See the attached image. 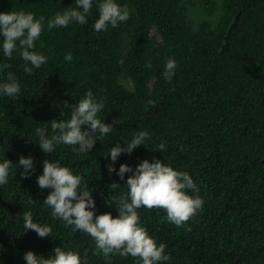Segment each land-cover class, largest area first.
<instances>
[{"label":"trees","instance_id":"trees-1","mask_svg":"<svg viewBox=\"0 0 264 264\" xmlns=\"http://www.w3.org/2000/svg\"><path fill=\"white\" fill-rule=\"evenodd\" d=\"M100 2L93 0L85 25L49 30L47 20L74 7L75 0H0V13L23 10L45 18L34 50L48 57L29 75L19 51L11 59L3 55L0 35V66H11L0 70V83L12 72L21 86L15 99L0 95V162L33 159L27 178L13 166L8 183L0 185V264H26L28 251L47 258L56 247L78 252L82 261L86 252L87 264H142L138 257L113 255L109 262L94 255L87 233L73 232L42 204L51 189H40L37 177L44 160L59 161L93 189L94 215L116 218L115 205L106 201L127 195L125 183L132 175L125 173L121 180L120 165L135 170L153 158L187 172L204 200L180 227L168 222L163 209L137 210L140 225L157 245H166L169 260L159 264H264V0H222L215 22L210 21L213 0H115L130 10L129 19L96 32ZM198 3L205 14L195 22L189 9ZM68 52L71 62L64 59ZM169 59L177 64L170 80L162 76ZM122 78L131 89L120 83ZM87 91L103 101L98 117L112 124L111 133H97L89 153L70 145L42 152L36 128L69 119L67 105L75 106ZM139 131L150 138L122 153L109 173V149L118 143L124 147ZM113 182L120 186L112 189ZM26 211L33 222L51 226V236L25 231Z\"/></svg>","mask_w":264,"mask_h":264},{"label":"clouds","instance_id":"clouds-1","mask_svg":"<svg viewBox=\"0 0 264 264\" xmlns=\"http://www.w3.org/2000/svg\"><path fill=\"white\" fill-rule=\"evenodd\" d=\"M93 0H75V6L57 12L53 18L47 20L46 27L65 28L72 23L85 25L91 12ZM98 19L93 27L96 32L107 30L108 26L115 28L119 23L125 22L130 17V10L118 5L115 0H101L98 4ZM45 30V18L35 17L32 12H7L0 13V35L3 36V55L11 59L15 51L25 61L24 72L31 75L33 68L39 69L48 62V57L34 50L35 41ZM64 59L71 62V52L65 54ZM29 64L31 66H29ZM7 63L0 66V70L8 69ZM177 67L174 59H169L165 64L162 76L170 80ZM21 92V86L12 72L7 73V82L0 83V95L15 99ZM71 107V115L67 120L50 121V128L38 127L35 135L39 137L38 146L44 153H53L57 145L73 146L78 153H89L96 144V134L105 136L111 133L112 124H106L98 117L104 109L103 101H97L92 91H87L85 96ZM150 138L147 131L136 132L130 140L125 141L122 147L119 143L109 149L112 163L107 165L109 173L115 171V161L122 153L130 154L136 147L144 145ZM78 146V147H77ZM164 150V143L158 146ZM15 166L22 168L20 175L27 178L33 169L31 156H21L18 164L13 165L10 160L0 162V185H6L10 170ZM131 172L126 180L127 195L116 198L110 197L108 205H115L118 216L113 218L110 213L94 215L90 209L95 208L87 182L81 175L74 174L68 167L61 166L59 161L46 159L43 161V172L37 177L40 189H51L43 200L44 206L52 209L53 218L61 219L66 227L73 232L87 233L95 243L94 255H103L105 261L110 262L113 255L120 257L131 256L139 258L142 264H159L169 260L165 254L166 245L152 238L145 227L140 225V215L137 210L141 207L163 209L168 222L180 227L187 223L202 208L204 200L199 196V189L192 177L183 171L174 170L159 159H147L139 163L135 170L126 164H121L116 174L121 180L124 174ZM120 185L113 182L112 189ZM187 190L197 193L189 195ZM34 203V201H29ZM24 229L32 230L41 238L51 236L52 228L33 222L31 211L23 213ZM190 231L191 229H187ZM26 264H87V253L82 261L78 252L65 251L61 247L53 249V254L45 258L37 256L32 251L24 254Z\"/></svg>","mask_w":264,"mask_h":264},{"label":"rangeland","instance_id":"rangeland-1","mask_svg":"<svg viewBox=\"0 0 264 264\" xmlns=\"http://www.w3.org/2000/svg\"><path fill=\"white\" fill-rule=\"evenodd\" d=\"M213 1L215 2L216 6L214 9V17L210 19L211 22H215V20L221 13L220 5H221L222 0H213ZM189 14H190L191 19H193L195 22H199L205 14V8L203 7L201 3L195 4L190 7ZM120 83L127 89L132 88L131 82L125 78H122L120 80Z\"/></svg>","mask_w":264,"mask_h":264}]
</instances>
